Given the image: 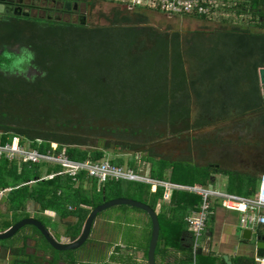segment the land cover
<instances>
[{
  "label": "trees",
  "instance_id": "obj_1",
  "mask_svg": "<svg viewBox=\"0 0 264 264\" xmlns=\"http://www.w3.org/2000/svg\"><path fill=\"white\" fill-rule=\"evenodd\" d=\"M80 1L92 7L95 0ZM216 1L219 0L212 3ZM226 1L230 5L226 8L233 9L238 16L247 12L264 17V0ZM204 3L211 13L218 12V5L215 8L210 0ZM141 7L127 12L131 14L115 7L112 16L105 18L109 25L100 28H90L80 20L38 16L0 18L1 143L18 138L21 147L36 149L44 155L64 154L73 161L98 162L108 160L112 142H115L112 152L117 148H136L137 145L123 139L131 136L153 139L159 134L158 127H166L171 137L226 122L242 123L249 128L254 125L258 131L264 130V87L259 85L257 75L258 69L264 67V34L236 26L227 28L224 26L227 19L222 18L219 30L193 32L187 39L178 31L160 32L153 27H143L148 21ZM207 15L193 14V17L207 20ZM93 37L95 42L87 43L86 40ZM97 38L101 40L99 48L108 58L105 64L92 65L99 68L98 71H103L105 66L107 78L97 76L87 81L83 76L72 77V69L84 68L76 67L79 63L70 61L69 57L80 56L82 47L95 46ZM29 53L34 54V58H30ZM23 54L29 59L25 65L34 70L29 77L15 75L13 71L19 68L11 69L16 56ZM126 57L128 59L121 62ZM83 81H86L85 86H82ZM63 128L64 131H60ZM87 135H93V140L107 135L114 139L94 143L87 141ZM145 158L148 166L145 176L175 183L189 180L191 185L182 183L188 186H206L214 178L210 174L221 171L209 166H193L184 159L155 158L151 151ZM109 163L123 165L118 157H113ZM45 164L50 163L31 164L1 157L0 191L7 190L4 198L8 209L13 214L26 213L23 218L29 217L25 210L29 201L36 203L41 213L54 212L59 221L75 217L73 224H66L65 237L71 241L80 235L91 210L103 201L121 197L116 192L121 188H126L122 197L143 202L152 209L162 197L160 188L152 193L151 186L141 182L110 180L99 184L85 172H80L76 180L68 175H54L63 169L59 164H50L53 172L47 175L53 176L44 179L35 171ZM128 167L141 173L140 165L133 160ZM222 171L233 176V172ZM141 174L144 175V170ZM147 193L149 203L143 199ZM177 198L186 207L196 208L201 202L200 196L187 191L174 192L173 200ZM212 213L211 207L208 221ZM35 219L47 228L40 218ZM159 227L161 231V223ZM181 261L192 264L189 258ZM19 262L28 263L22 260L11 264Z\"/></svg>",
  "mask_w": 264,
  "mask_h": 264
},
{
  "label": "rangeland",
  "instance_id": "obj_2",
  "mask_svg": "<svg viewBox=\"0 0 264 264\" xmlns=\"http://www.w3.org/2000/svg\"><path fill=\"white\" fill-rule=\"evenodd\" d=\"M124 1V0H123ZM122 0H95L93 6L91 7L89 4H85L83 1H78L79 3V13L78 15L82 16L84 20V23L88 25L90 28H100L102 26H108L109 22H107V17L112 16V11L117 7L120 11L125 10L126 14H131L127 12L134 11L132 8H129L127 5L123 4ZM211 4L214 5V7L218 9V12H212L207 11L205 12L208 17L207 20H200L198 18L193 17V14H179L178 16H173L172 14L161 10L160 7L156 4L152 7H141L143 8L144 12L146 13L148 24L142 25L143 27H149L157 29L160 32H166V31H178L182 33V37L189 38L190 35L193 32H211L215 30H219L221 28L222 24V18L227 19V22L224 23L225 27H232L236 26L243 29H249L253 32H258L261 34H264V17L252 15L250 13H243L241 16H238L234 13V10H230V8H226V5H229V2L226 0L222 1H216V4H213L210 0ZM43 2L50 3L51 0H34V5L39 6ZM119 2V3H118ZM236 7V6H235ZM157 8V9H156ZM223 9H229V10H223ZM43 15L44 13H40ZM189 15V16H187ZM191 15V16H190ZM65 18V20H70L71 17L62 16ZM77 21L79 19L78 16L75 15V17H72V20ZM223 19V20H224ZM221 21V22H220ZM262 23V25H258ZM130 26V25H128ZM136 26L137 28H142L141 26ZM143 41H145V38H141ZM87 43H92L93 40H86ZM147 41V40H146ZM95 42V41H94ZM99 42H101L100 39L97 38L96 43L94 44L92 48L88 49L85 47L81 48L80 56L77 57H69V60L72 62L79 63L76 67H82L84 69L79 70H71L70 75L72 77H84L83 80L90 81V79H93L97 76L107 78V74L104 66L103 71H98L96 68L92 65V63L97 64L101 63V65L105 61H107V54L105 51H103L101 48H99ZM94 47L97 48V50H91ZM80 50V49H79ZM101 52V53H100ZM19 54V52H16ZM24 56V58H23ZM125 60L121 61L124 62L128 57L124 58ZM29 61V59L26 57V54L23 55H17L14 64L11 65V69L16 68L19 71L15 72V75L17 76H24L29 77L31 73H34V70H29L28 67L25 65V63ZM132 61V60H131ZM187 61V59L185 60ZM116 62H118L116 60ZM131 63V62H129ZM16 65V66H15ZM90 66L92 68H89L87 66ZM99 65V66H101ZM87 67V68H85ZM187 67V65H185ZM36 73V72H35ZM117 75H120L118 73ZM86 81H83L82 86H85ZM90 88V87H89ZM110 91H114V89L110 88ZM93 91V89H89V92ZM91 93V92H90ZM91 94H95V92H92ZM251 116H248L247 119H250ZM76 117L75 119H77ZM246 121V120H245ZM79 125V124H77ZM240 126V127H239ZM159 134L153 139H145V138H125L123 139L124 142L130 143V145L134 144L137 145L136 148H122V149H116L114 152L113 146L115 142H112L111 148L109 149L110 152L107 153V159L110 161L113 157L114 158H120L123 161V166L128 167L131 160L135 161L136 165H140L141 170L139 172L142 173L144 170V173L148 172V166L145 164L144 160L146 159V155L149 154L151 151L153 155H155V158H167L170 160L175 159H184L187 160L189 163L191 162L193 166L196 164L198 165H206V164H212L217 163L219 166L217 168L223 170V169H229L234 170L236 172L233 173L232 178L229 177L228 184L231 183V186L237 187L240 185L242 180V185L245 186H256L257 183L255 182V178L252 175L245 174V173H252L253 169L256 167H264V130L261 131V129L258 131L254 125H252V128H249V125L243 126L242 124H230V123H220L205 129H201L198 131H188L187 133H184L180 136L171 137L168 133V130L166 127H158L157 128ZM60 131H64V128ZM78 132V131H74ZM79 135H82V133H79ZM85 135V134H84ZM78 137V136H77ZM92 137V141H91ZM152 137V136H151ZM158 138V139H157ZM111 135L102 136L101 138H97L93 140V135H87V141L88 142H97V140H103V143L110 142V140H113ZM203 141H211L214 142L212 144L210 149H208L204 156L206 158L204 161L199 160L197 161L195 159L196 157V149L202 145ZM147 142V143H146ZM102 143V142H101ZM53 147H56V144H53ZM240 148V154L244 158L246 156H249L247 154L251 151L252 154H258V159H247L244 158L243 160L239 159L235 154L233 160H230V163L227 162V160L222 159V157H225L229 154H232L233 148ZM228 149V151H226ZM238 149V148H237ZM212 150L210 152L211 154H208V151ZM239 150V149H238ZM222 155V157H221ZM238 155V154H237ZM227 162V163H226ZM148 163V162H147ZM52 165L45 164L40 165L35 173L39 177H43L47 175L48 173H52L53 171L50 170ZM246 168H250V170H246ZM139 173V174H141ZM221 174V173H220ZM215 175L217 178V181L215 183L208 182L207 185L204 187L206 189H212L217 187H223L224 185V174ZM239 177V178H238ZM227 179V177H226ZM241 179V180H240ZM181 183L191 185L192 182L187 180L183 181L180 180ZM194 186V185H193ZM226 185H224L225 187ZM85 189H88V185L84 186ZM126 188H121V190L116 191L121 197L119 198H125L122 197V195L126 194ZM7 190L0 191V230L5 228V226H13L16 222L20 221L21 219H24L23 217L26 215V213L19 212L18 214H13L9 209L8 205L6 203V196ZM148 196L145 198L143 196V199H145V202L149 203L151 201L150 194L147 193ZM131 199V198H130ZM70 208V207H69ZM26 212L28 213L29 217H35L40 218L47 226L49 232L52 234V236L57 241L62 242H68L69 239H61L63 236H65V232L68 229L66 224H73L76 221L75 217H67L63 221H59L57 215L54 212L46 211V212H39L38 206L33 201H29L26 204L25 208ZM131 211V212H130ZM130 212V214H129ZM42 215H41V214ZM134 213V215H131ZM131 215V216H130ZM139 210H132L131 207L127 208L123 205L114 206L111 208H108L104 211H102L97 216V224H99L100 219L110 220L111 227L108 223V226L110 227L111 231L107 228L104 224L103 227L100 230V225L97 226V224H94V234L92 237L87 240L81 247L75 249V250H68V251H57L53 249L43 238V236L40 233H37V231L34 230L32 226H24L20 230H18L12 237L0 240V255L3 257H0V264H11L12 262L15 263V261H26L28 263L26 264H105L100 260L101 258L105 257L103 255V251L101 249H98L95 247H99V245L102 247L101 244L96 245V231L99 230L103 232L106 231V234L110 236L112 232L119 235L122 239L121 242L125 243L126 246L129 248H135L134 246L141 245L143 242L144 236L146 234L144 231V227L142 225V228L140 225L143 223L144 219L143 217H140ZM159 223L162 225V214L159 215ZM46 217V218H44ZM123 221H125V224L132 226H127V228L122 224ZM9 227V228H10ZM99 231V234H100ZM162 231V229H161ZM39 232V231H38ZM143 233V235H142ZM98 234V235H99ZM164 234H161V238ZM114 238V237H113ZM112 244H109V246L114 245L115 240H111ZM164 242H169L168 240L164 239ZM28 254L25 253V250ZM169 248H174V251H176L175 247L169 246ZM7 249V250H6ZM182 252V251H179ZM36 253V254H34ZM144 259L146 251H143ZM41 255V256H38ZM11 257H13V260L10 261ZM128 258L122 257L120 255H116L112 257L113 262L119 263L121 261H127ZM18 264H21L19 262ZM25 264V263H24ZM130 264H137L133 263L130 260ZM144 264H147V260Z\"/></svg>",
  "mask_w": 264,
  "mask_h": 264
},
{
  "label": "crops",
  "instance_id": "obj_3",
  "mask_svg": "<svg viewBox=\"0 0 264 264\" xmlns=\"http://www.w3.org/2000/svg\"><path fill=\"white\" fill-rule=\"evenodd\" d=\"M4 16H9V15H3L0 14V18H3ZM12 16V15H11ZM13 17H20L26 18L27 14H23L20 16H13ZM247 121V120H246ZM248 122V121H247ZM242 124V123H241ZM243 125V124H242ZM240 127V126H239ZM212 144L214 142L211 141H203L202 145H200L199 148L196 149V157L195 159L197 161L202 160L206 158L205 153L208 149H210ZM239 150H238V149ZM233 148L232 154L230 155V152L227 156L222 157V159L227 160L228 163H230V160H233L234 154L241 160L247 157V159H258L259 155L258 154H252L251 156V151L249 156L242 157L240 152V148ZM228 151V149L226 150ZM212 150L208 151V154H211ZM238 154V155H237ZM213 155V152L212 154ZM235 159V158H234ZM226 162V163H227ZM123 166V165H122ZM197 167L205 168V167H210L212 169H219L217 168L219 164L217 163H212V164H206V165H196ZM253 172L252 173H245L254 176L255 182L257 183V187L254 185V187L250 186H243L242 185V180L240 185L237 187L231 186V183L228 184L229 180V174L225 172L224 176V187H215L209 190H215L219 191L224 194L228 195H234L240 198L244 199H250L254 200L256 198L257 190H258V185L260 181V177L264 176V167H256L252 168ZM221 170V169H220ZM224 171H229V172H236L234 170H229V169H223ZM246 170H250V168H246ZM135 171V170H134ZM222 171V170H221ZM219 172V174L221 173ZM223 172V171H222ZM139 174V173H138ZM223 175V173H221ZM220 174V175H221ZM141 176H145L142 174H139ZM169 174L167 173V178ZM213 179H210L209 182L215 183L217 181V178L215 175H218V172H212L210 174ZM227 177V179H226ZM239 178V177H238ZM233 180L234 178L231 177ZM153 180V179H152ZM169 180V179H168ZM163 181L168 184H173V185H179L182 186L183 188L187 187H192L188 185H183L182 183H175V182H170L169 181ZM155 181H161V180H155ZM126 182V181H124ZM182 184V185H181ZM150 191L153 193L157 190V188H160L162 193V197L158 198L156 201L155 205V212L157 215L162 214V231H160V235L157 240V245L155 249V264H182L181 259L188 260L191 259L190 262L192 264H259L256 259H264V249L258 248L256 243V237L258 236L260 239L264 238V227L261 225H256L252 229L250 228H241L240 227V217L242 216L241 213L236 212V211H230L226 210L221 207V201L222 198L219 197H211V207L213 210L212 216L210 220L208 221L206 225V229L204 233L200 236L198 240V247L194 250L192 247L193 244V237L190 232L187 230L185 218L191 214L192 211L197 210L198 206L196 208L190 206H185L183 201L179 198L176 200H173L174 192L177 191H182V192H189L186 189H176V188H164V187H157L156 185H150ZM193 187H202L204 188L205 186H196L194 185ZM2 192V191H1ZM164 193L168 194V197L166 199L163 198ZM191 193V192H190ZM194 194V193H193ZM173 195V196H172ZM197 195V194H195ZM179 197V196H178ZM184 205V206H183ZM133 210V209H132ZM131 212V211H130ZM129 212V214H130ZM140 212V217L144 219L143 223L140 225L145 231L143 242L141 245L134 246L135 248H129L126 246L125 243L121 242V237L117 235L115 232L108 236L106 234V231L102 230L101 228L103 227L102 224L106 226V229L108 228L110 231V220H105V219H100L99 224H97V219H95L89 238L88 240L92 237L94 234V224L96 223L97 226L100 225V234L99 231H96V245L101 244L102 247L99 245V247H96V251L98 249H101L103 251V255L105 257L101 258L103 263L105 264H130V260L134 263L137 264H144L147 260V251H148V239L150 240V234H151V222L149 216L144 213L143 211ZM131 215H134L132 213ZM130 215V216H131ZM97 218V217H96ZM108 223L110 227L108 226ZM126 228L127 226H132L125 224V221L122 223ZM9 229V228H7ZM7 229H1L0 232H4ZM244 229H248L251 231V238H243L242 233ZM99 234V235H98ZM161 234H164L163 237L164 239L168 240L169 242H164V239L161 238ZM143 235V233H142ZM114 237V238H113ZM61 239H69V237L63 236ZM114 239L115 243L112 246H109V244H112L111 240ZM169 246L175 247L176 251H174V248H169ZM7 250V249H6ZM25 250V249H24ZM143 251H146L145 254V259H144V254ZM182 251V252H179ZM190 251H192L190 253ZM36 254V253H34ZM120 255L122 257L128 258L127 261H121L119 263H115L112 260V257ZM41 256V255H38ZM0 257H3L0 255ZM13 260V257H11L10 261Z\"/></svg>",
  "mask_w": 264,
  "mask_h": 264
},
{
  "label": "built area",
  "instance_id": "obj_4",
  "mask_svg": "<svg viewBox=\"0 0 264 264\" xmlns=\"http://www.w3.org/2000/svg\"><path fill=\"white\" fill-rule=\"evenodd\" d=\"M204 2L205 0H124L122 3L132 9L140 6L152 7L157 4L161 10L172 15H205V12H207L209 8L205 6ZM1 157H4L9 161L23 163L29 162L31 164H39L41 162L59 164L63 169L54 175H68L73 180H76V177L80 172H85L89 179H95L101 184L109 180H126L161 186L166 189H186L193 192L200 196L201 202L198 209L192 211L185 220L188 230L193 237L192 247L194 250L198 247V240L206 229L211 208L210 201L213 196L222 198V208L242 214L239 220L241 228L252 229L256 225L264 227V176L260 177L256 198L250 200L202 187L183 188L179 185L168 184L163 181H155L146 176L137 174L129 167L110 164L108 160L98 162H91L89 160L73 161L69 160L64 154H59L57 156L44 155L39 153L36 149L21 147L18 138H13L10 143H1L0 141V158ZM52 176L53 175H45L43 177L45 179L51 178ZM167 197L168 194L164 193L163 198L166 199ZM256 261L259 264H264V259L257 258Z\"/></svg>",
  "mask_w": 264,
  "mask_h": 264
},
{
  "label": "water",
  "instance_id": "obj_5",
  "mask_svg": "<svg viewBox=\"0 0 264 264\" xmlns=\"http://www.w3.org/2000/svg\"><path fill=\"white\" fill-rule=\"evenodd\" d=\"M8 0H6L7 2ZM5 2V0H0V13L5 12L6 14H13V8L11 7H5V5L2 3ZM13 15H19L18 13H14ZM258 75V81L259 85L264 87V67H261L257 71ZM128 206L132 208L139 209L146 213L151 222V236L150 241L148 245V251H147V264H155V249L157 245V240L159 237V221L157 218V214L154 209H152L149 205L134 200L130 198H114L108 201H103L100 205L96 206L94 209L91 210L87 218L85 219L82 231L79 235V237L71 242L62 243L53 238L51 233L48 231L47 228L37 219L33 217H28L21 219L20 221L16 222L13 226H11L9 229H7L4 232H0V240H4L7 238L12 237L18 230H20L24 226H33L36 228L39 233L43 236V238L46 240V242L55 250L57 251H68V250H75L79 247H81L85 241L87 240L92 225L96 219V217L104 210L114 207V206ZM251 231L248 229H244L242 233L243 238L250 239L251 238ZM257 240V247L264 249V238L256 237Z\"/></svg>",
  "mask_w": 264,
  "mask_h": 264
},
{
  "label": "flooded vegetation",
  "instance_id": "obj_6",
  "mask_svg": "<svg viewBox=\"0 0 264 264\" xmlns=\"http://www.w3.org/2000/svg\"><path fill=\"white\" fill-rule=\"evenodd\" d=\"M34 0H8L6 2H2L5 7H12L13 8V14L18 13L20 15L27 14V17H41V18H47V19H56V20H64V21H75L72 20V17L78 16L81 22L84 20L83 17L78 15L79 13V3L76 0H51L50 3L43 2L39 6L34 5ZM40 13H44L41 15ZM0 14L3 15H9L5 12H2ZM13 14H10L9 16H14ZM17 16V15H15ZM62 16L71 17L70 20H65ZM82 18V19H81ZM160 235V232H159ZM151 236V234H150ZM150 241V240H149ZM149 245V244H148ZM96 248V247H95ZM25 253L28 254L25 250Z\"/></svg>",
  "mask_w": 264,
  "mask_h": 264
},
{
  "label": "clouds",
  "instance_id": "obj_7",
  "mask_svg": "<svg viewBox=\"0 0 264 264\" xmlns=\"http://www.w3.org/2000/svg\"><path fill=\"white\" fill-rule=\"evenodd\" d=\"M29 57L30 58H34V54H32V53H29ZM106 160V159H105ZM119 166V165H118ZM124 167V166H123ZM130 168V167H129ZM147 177V176H146ZM149 178V177H148ZM151 179V178H150ZM154 180V179H153ZM110 181V180H109ZM119 181H126V180H119ZM142 183V182H141ZM99 184H101V183H99ZM104 184V183H103ZM146 184V183H145ZM149 185H152V184H149ZM157 187H161V186H157ZM193 187V186H192ZM190 192V191H189ZM193 193V192H192ZM157 218H158V215H157ZM186 219V218H185ZM185 222H186V220H185ZM93 226V225H92ZM186 226H187V223H186ZM83 228V227H82ZM92 229V228H91ZM187 230H188V227H187ZM49 231V230H48ZM82 231V230H81ZM91 232V231H90ZM159 232H160V230H159ZM188 232H189V230H188ZM52 235V234H51ZM90 235V234H89ZM79 237V236H78ZM54 238V237H53ZM88 238H89V236H88ZM88 238H87V240H88ZM55 239V238H54ZM56 240V239H55ZM86 240V241H87ZM85 241V242H86ZM59 242H62V241H59ZM68 242H71V240H69ZM62 243H66V242H62Z\"/></svg>",
  "mask_w": 264,
  "mask_h": 264
}]
</instances>
